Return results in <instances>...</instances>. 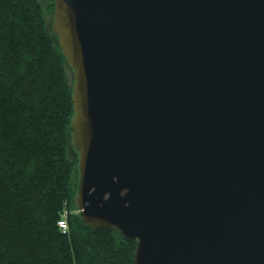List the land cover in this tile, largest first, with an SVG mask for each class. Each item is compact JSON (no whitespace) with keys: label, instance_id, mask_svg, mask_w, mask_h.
I'll list each match as a JSON object with an SVG mask.
<instances>
[{"label":"water","instance_id":"water-1","mask_svg":"<svg viewBox=\"0 0 264 264\" xmlns=\"http://www.w3.org/2000/svg\"><path fill=\"white\" fill-rule=\"evenodd\" d=\"M82 224L132 264H264V0H51Z\"/></svg>","mask_w":264,"mask_h":264},{"label":"trees","instance_id":"trees-1","mask_svg":"<svg viewBox=\"0 0 264 264\" xmlns=\"http://www.w3.org/2000/svg\"><path fill=\"white\" fill-rule=\"evenodd\" d=\"M53 9L0 0V264H132L136 242L85 227L74 205L72 74Z\"/></svg>","mask_w":264,"mask_h":264},{"label":"built area","instance_id":"built-area-1","mask_svg":"<svg viewBox=\"0 0 264 264\" xmlns=\"http://www.w3.org/2000/svg\"><path fill=\"white\" fill-rule=\"evenodd\" d=\"M59 227H60V229H61L62 231H65V226H64L63 223H59Z\"/></svg>","mask_w":264,"mask_h":264},{"label":"bare ground","instance_id":"bare-ground-1","mask_svg":"<svg viewBox=\"0 0 264 264\" xmlns=\"http://www.w3.org/2000/svg\"><path fill=\"white\" fill-rule=\"evenodd\" d=\"M73 149V148H72ZM77 213H78V211H77ZM59 223H62V222H59ZM59 223H58V227H59ZM65 230H66V227H65ZM59 231L63 234L65 231H62L61 229H60V227H59Z\"/></svg>","mask_w":264,"mask_h":264}]
</instances>
